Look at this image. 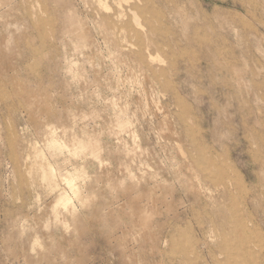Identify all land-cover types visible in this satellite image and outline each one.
Segmentation results:
<instances>
[{
	"label": "rangeland",
	"instance_id": "obj_1",
	"mask_svg": "<svg viewBox=\"0 0 264 264\" xmlns=\"http://www.w3.org/2000/svg\"><path fill=\"white\" fill-rule=\"evenodd\" d=\"M0 264H264V0H0Z\"/></svg>",
	"mask_w": 264,
	"mask_h": 264
},
{
	"label": "bare ground",
	"instance_id": "obj_2",
	"mask_svg": "<svg viewBox=\"0 0 264 264\" xmlns=\"http://www.w3.org/2000/svg\"><path fill=\"white\" fill-rule=\"evenodd\" d=\"M139 25V24H138ZM209 168V167H208ZM252 232V231H251ZM233 248V247H232ZM231 253V252H230Z\"/></svg>",
	"mask_w": 264,
	"mask_h": 264
}]
</instances>
